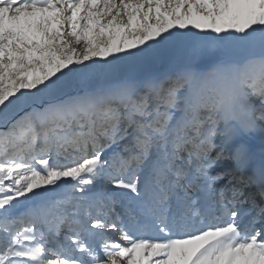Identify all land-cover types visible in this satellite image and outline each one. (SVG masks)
<instances>
[{
  "label": "snow or ice",
  "instance_id": "6c2138e0",
  "mask_svg": "<svg viewBox=\"0 0 264 264\" xmlns=\"http://www.w3.org/2000/svg\"><path fill=\"white\" fill-rule=\"evenodd\" d=\"M0 264H264V0H0Z\"/></svg>",
  "mask_w": 264,
  "mask_h": 264
},
{
  "label": "rangeland",
  "instance_id": "374dc122",
  "mask_svg": "<svg viewBox=\"0 0 264 264\" xmlns=\"http://www.w3.org/2000/svg\"><path fill=\"white\" fill-rule=\"evenodd\" d=\"M119 234H114L113 240L119 239Z\"/></svg>",
  "mask_w": 264,
  "mask_h": 264
}]
</instances>
